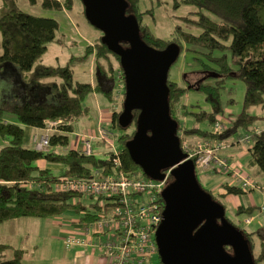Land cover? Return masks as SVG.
Listing matches in <instances>:
<instances>
[{"label": "trees", "instance_id": "16d2710c", "mask_svg": "<svg viewBox=\"0 0 264 264\" xmlns=\"http://www.w3.org/2000/svg\"><path fill=\"white\" fill-rule=\"evenodd\" d=\"M1 1L4 11L0 9V138H10V143L0 148V224L20 217H51L61 215L67 210H76L82 211L79 223L84 226L98 219L102 197H96V202L90 203L89 209L80 200H71L83 194L56 191L54 188L58 180L67 177L89 178L95 176L96 171H99V176L120 172L128 176H146L133 162L125 147V142L134 133L138 110H133V120L125 129L118 124L121 111L112 115L113 126L115 123L121 130L133 126L128 138L121 140L125 134L117 138V153L112 150L106 157H99L94 152L86 154L68 147L69 133L73 129L70 121L84 111L83 102L90 92L103 89L100 82L92 84L89 81L76 80L72 67L90 60L93 55L96 71L100 74L107 72L103 77L113 81L116 76L112 67L110 69L109 66L108 69L109 54L118 61L119 56L101 42V32L98 41L88 44L81 56H71L66 65L44 64L39 59L46 52L48 43L58 42L55 34L57 21L52 17L34 15L22 10L16 0ZM126 1L127 12L136 16L142 38L148 45L162 49L170 42H176L154 35L149 27L141 23V15L136 8L137 0ZM174 1L176 7L180 4L195 7L190 12L191 17L183 18L197 26L200 32L194 34L177 25L174 33L180 53L183 47L180 41H183L187 45L186 50L196 54L194 59L199 66L196 70L202 73L194 86H181L167 78L169 113L178 123L177 134L181 135V142L192 137L227 139L238 126H244L246 132L251 134L250 166L258 167L264 188V129L259 132L254 127L250 129L248 123L254 122L255 117L245 112L252 105L264 106V0ZM63 5L60 0L41 1V6L47 9L62 10ZM66 7L69 8L68 3ZM226 78H239L245 83L244 110L233 125L220 134L200 130L198 127L186 128L181 123L180 116L191 114L187 110V104H181V114L174 106L187 91L198 90L205 94L210 110L193 112L195 118L214 123L222 112L220 89ZM109 94L105 91L107 97ZM7 113L13 114L15 120L5 117ZM56 120H62L63 123L49 134V147L46 151L24 144L25 127L43 129L48 121ZM115 158H118V163ZM38 159H45L62 167L59 175L55 174L57 171L36 165ZM225 187L226 193L234 194L253 190L232 184ZM88 197L94 196L90 194ZM213 197L217 199L214 195ZM105 205H108L107 202L103 206ZM227 218L237 226L234 219ZM244 232L253 252L254 243L251 237L255 232ZM225 248L231 252L230 247ZM5 250L10 251L11 256L1 259L0 264H23L24 250L0 243V254ZM253 257L255 264H264V240L260 242L259 253L255 255L253 252Z\"/></svg>", "mask_w": 264, "mask_h": 264}, {"label": "rangeland", "instance_id": "374dc122", "mask_svg": "<svg viewBox=\"0 0 264 264\" xmlns=\"http://www.w3.org/2000/svg\"><path fill=\"white\" fill-rule=\"evenodd\" d=\"M41 1L42 0H16L17 5L22 10L34 15L52 17L58 23V28L55 33L58 42L48 43L46 52L39 59L40 62L55 66L66 65L71 56H81L85 53V48L88 44H93L95 41H98L101 31L92 26L86 19L83 12V5L80 0H60L61 3H64L62 10L43 8L41 6ZM67 3L69 4V8L66 7ZM136 8L137 11L140 12L141 23L149 27L154 35L164 38L167 41L171 40L177 42V37L174 33V29L177 25L194 34L200 32L197 26H194L183 18L185 16L191 17L190 12L195 10V7L191 5L180 4L176 7L174 0H137ZM0 9L4 11L2 4L0 5ZM180 42L183 47L176 61L170 66L168 79L179 83L181 86H186L187 84L194 86L202 76V73L196 70L199 67L197 61L194 59V55L196 54L186 50L187 45L183 41ZM1 51L2 49L0 46V53ZM88 60L72 67L76 80L88 82L93 77L97 80L98 77L96 73L95 75L93 73V71L96 72V61L93 57V74L91 75ZM109 60L108 69L109 66L110 69L112 67L116 79H120L121 92L114 96L109 94V101L104 97H100L104 100V107H108V110L112 111V117L114 112L122 110L124 96L122 70L119 61L111 54H109ZM100 63H103V61L100 60ZM106 73L104 71V74ZM101 74L99 73L102 79H105V77H103L104 74ZM109 87L108 81L105 89L107 90ZM115 91L116 87L113 93ZM94 92L95 91L90 92L86 96L83 102L85 106L84 111L70 121L73 129L69 133L68 147L82 149L80 142L81 138L86 135L89 137L91 133L99 132L98 126L101 125L110 131V143L92 139L91 145L94 154L99 157H106L109 151L117 150L119 146L117 138L121 134H125L121 140H123L124 137L128 138V134L132 132L133 126H130L126 130H121L115 123L113 126L112 120H105L106 123L102 120L99 121L98 103L91 95ZM244 93L245 83L243 80L239 78H226L224 80L223 86L220 89V105L222 112L219 114V119L225 124L226 128H230L233 122L243 112ZM111 102L112 105H109L108 103ZM184 102L187 104V110L191 112V114H182L180 116L181 123L186 128L198 127L200 130L212 131L214 123H210L207 120H197L193 113L210 110V105L205 99V94L198 90L187 91L181 98V101L174 106L180 114L182 110L181 104ZM245 112L255 117L254 123H248L250 129L255 126L264 127V106L252 105L245 109ZM5 117L15 120V116L10 113L5 114ZM62 123V120L48 121L46 127L39 133L47 131L50 134L57 130ZM50 124H52V126ZM246 131L244 126H238L227 139L235 140L237 136L246 133ZM190 139L193 141L194 138ZM9 143L10 138H5L3 140L0 138V148ZM250 144L251 142L238 143L239 153L232 157L231 161L242 165L243 174L249 176L252 181L256 183L257 187L255 189L245 191L241 194L226 193V185H239V182L234 178L233 172L228 174L214 172L211 174L197 169L196 171L197 177L203 188L209 190L226 206L227 217H230L232 220L234 219V221L238 223L237 226L240 228L255 232L251 239L254 243L253 252L257 255L260 251V242L264 240V211L262 210V207H264V188L262 187L263 177L259 174L258 167L250 166ZM28 147L32 148V145L28 144ZM55 174L59 175V171L55 172ZM230 194H232V196L228 197ZM71 200H80L83 205H87L90 209L91 206L89 204L96 202V196L89 198L88 195L83 194ZM100 203L103 202L101 201ZM81 215L82 211L67 210L61 215L39 218L33 217L36 223L34 227L32 225L29 226L28 235L32 242L37 243V241H39L40 251H28L24 258V264H81V261L84 259L80 258L81 261L76 260V255L74 254L75 248H65L63 244V240L67 235H82L84 226L78 228L74 227L75 223H79ZM249 218H252L250 222L247 221ZM91 222L92 221L86 224H90ZM92 250L98 251L96 249ZM4 252H6V250ZM99 252L101 255L103 254L101 251ZM8 257L9 252L8 256L0 255V260ZM157 260H159L158 256Z\"/></svg>", "mask_w": 264, "mask_h": 264}, {"label": "water", "instance_id": "95a60500", "mask_svg": "<svg viewBox=\"0 0 264 264\" xmlns=\"http://www.w3.org/2000/svg\"><path fill=\"white\" fill-rule=\"evenodd\" d=\"M80 1L86 19L102 32L101 42L119 56L124 82L120 127H128L133 110L139 111L134 133L125 142L131 159L149 178L162 180L165 171L170 173L155 232L160 263L255 264L244 230L228 220L225 206L199 182L169 113L167 78L179 44L170 42L162 49L148 45L126 0Z\"/></svg>", "mask_w": 264, "mask_h": 264}, {"label": "built area", "instance_id": "2783aa9c", "mask_svg": "<svg viewBox=\"0 0 264 264\" xmlns=\"http://www.w3.org/2000/svg\"><path fill=\"white\" fill-rule=\"evenodd\" d=\"M52 126V124H50ZM225 124L219 119L213 124L212 131L220 134L225 131ZM47 130V129H44ZM96 135L81 138L82 152L93 153L91 140L97 139L110 143V131L98 126ZM256 131L260 129L256 128ZM181 137V135H179ZM227 139L202 138L193 143L182 141L181 146L187 157L194 161L197 170L213 174L222 172L232 173L243 189H255L256 183L240 170L232 167L229 158L223 154L228 147ZM34 148L46 151L49 147V133L44 131L33 137ZM237 143L251 142V134L246 132L237 136ZM117 153V150L114 151ZM118 163V158H115ZM170 177L165 171L162 180L146 176H128L124 173H114L99 176L67 177L58 180L55 190L70 191L102 197L101 211L98 219L84 225L81 236L67 235L63 244L65 247L89 246L101 251L102 256L109 259L111 264H161L157 260L158 246L155 232L162 220L163 200L161 191ZM100 201V202H101ZM107 202V206H103ZM264 211V207H262ZM252 218L247 221L250 222Z\"/></svg>", "mask_w": 264, "mask_h": 264}, {"label": "crops", "instance_id": "0c3cea01", "mask_svg": "<svg viewBox=\"0 0 264 264\" xmlns=\"http://www.w3.org/2000/svg\"><path fill=\"white\" fill-rule=\"evenodd\" d=\"M2 4V1H1ZM0 4V5H1ZM65 9V8H64ZM93 55L91 57V59L89 60V66H90V71H91V75L94 73H96L97 75V80L95 79V77H93L92 79H90V83L94 84L97 82H100L103 86V89L100 91H95L94 93H92L91 95L94 97V100H96V102L98 103V110H99V121L102 120L103 122L106 123L105 120H112L111 117V112L110 110H108V107H104L103 101L101 99V97L106 98L108 101V97L105 95V91L106 93H110V95H115L121 92V85H120V80L117 78L113 79V81L109 80V79H102V77L99 75V73L96 71L92 73V64H93ZM45 64V63H44ZM14 78L15 80L17 79L16 75L14 74ZM109 81V85L110 87L106 90L105 86L107 85L108 81ZM117 83V85H116ZM116 87V91L113 93V91L115 90ZM101 96V97H100ZM109 105H112L111 103H108ZM183 104H186L185 102ZM108 122V121H107ZM254 123V122H252ZM100 126V125H99ZM254 128H258V129H264V127H259V126H255ZM42 129L39 128H34V127H25V138H24V144L26 146H28V144L32 145V148L34 147V142H33V136L36 133L41 132ZM96 133H91V135H96ZM194 138L193 141H191V139H188L189 143H193L195 140H197L198 138L192 137ZM228 147L224 150L223 154H225L231 164L232 167L235 168L236 170H240L241 172L242 170V165L240 163H233L231 161V158L236 156L239 153V148H238V143L235 140H226ZM79 150V149H78ZM36 165H38L41 168H49L51 169V171H60L62 167L58 166V165H54L51 164L49 162H47L45 159H38L36 160ZM243 173V172H242ZM232 194L228 195V197H231ZM35 218L33 217H20V218H15L12 220H7L3 223L0 224V243L2 244H6V245H10L13 248H18V249H22L24 250L23 252V264H24V258L25 255L28 251H33V252H38L40 251V247H39V241H37V243H34L31 241L29 235H28V228L29 226H33L36 223V220H33ZM83 224L80 223H75L74 227L78 228L80 226H82ZM39 236V235H38ZM65 247V246H64ZM68 248V247H65ZM71 248V247H69ZM73 248V247H72ZM75 248V252L74 254L76 255V260H80V258H83L84 260H80L81 264H110V260L103 257L101 255V253L99 251H95L92 250L91 247L87 246H74ZM8 252H9V257L11 256V252L6 250V252L1 253L0 255L3 256H8ZM36 264H41V263H36ZM43 264H47V263H43ZM52 264V263H50Z\"/></svg>", "mask_w": 264, "mask_h": 264}]
</instances>
